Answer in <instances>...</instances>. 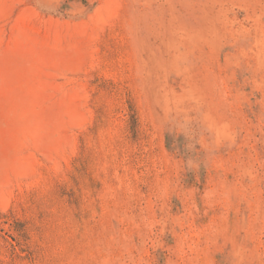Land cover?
Wrapping results in <instances>:
<instances>
[{"label": "rangeland", "instance_id": "rangeland-1", "mask_svg": "<svg viewBox=\"0 0 264 264\" xmlns=\"http://www.w3.org/2000/svg\"><path fill=\"white\" fill-rule=\"evenodd\" d=\"M0 264H264V0H0Z\"/></svg>", "mask_w": 264, "mask_h": 264}]
</instances>
